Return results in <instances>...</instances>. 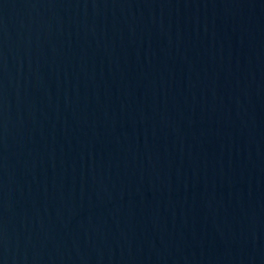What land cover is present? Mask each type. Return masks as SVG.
I'll use <instances>...</instances> for the list:
<instances>
[{"label":"water","instance_id":"95a60500","mask_svg":"<svg viewBox=\"0 0 264 264\" xmlns=\"http://www.w3.org/2000/svg\"><path fill=\"white\" fill-rule=\"evenodd\" d=\"M0 264H264V0H0Z\"/></svg>","mask_w":264,"mask_h":264}]
</instances>
